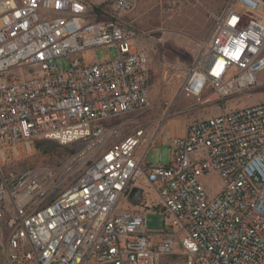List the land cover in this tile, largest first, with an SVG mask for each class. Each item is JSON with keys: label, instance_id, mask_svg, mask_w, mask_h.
I'll list each match as a JSON object with an SVG mask.
<instances>
[{"label": "built area", "instance_id": "1", "mask_svg": "<svg viewBox=\"0 0 264 264\" xmlns=\"http://www.w3.org/2000/svg\"><path fill=\"white\" fill-rule=\"evenodd\" d=\"M135 5L0 0V264H264V99L188 121L168 162L148 163L161 129L121 135L112 121L150 102L149 56L124 19ZM199 44L178 95L254 88L264 0H225ZM40 139L97 155L60 188L21 166ZM205 177L220 182L209 191Z\"/></svg>", "mask_w": 264, "mask_h": 264}, {"label": "rangeland", "instance_id": "2", "mask_svg": "<svg viewBox=\"0 0 264 264\" xmlns=\"http://www.w3.org/2000/svg\"><path fill=\"white\" fill-rule=\"evenodd\" d=\"M225 0H136L134 9L124 16L129 28L135 33L137 44L149 56L151 83L150 102L140 111L129 112L113 118L120 127V134H126L136 125L153 124L161 129L160 140L150 148L146 161L155 164L169 160L168 140L171 135L184 128L193 119L215 115L222 111L250 104L264 99V70L258 76V84L251 90L228 97L222 101H205L208 93L200 100L194 96L178 95L185 70L191 65L199 51V43L211 28L213 15L223 6ZM96 58L114 57V45L97 47ZM64 68L67 58H62ZM174 101L171 112L163 118L164 102ZM115 139L108 140L110 144ZM80 145H61L55 141L44 142L41 149L28 157L22 167H31L46 174L61 188L68 184L95 158L96 150L82 152ZM160 157V159H159ZM207 189L212 191L219 184L218 177L203 179ZM147 230L162 229L161 212H146Z\"/></svg>", "mask_w": 264, "mask_h": 264}, {"label": "trees", "instance_id": "3", "mask_svg": "<svg viewBox=\"0 0 264 264\" xmlns=\"http://www.w3.org/2000/svg\"><path fill=\"white\" fill-rule=\"evenodd\" d=\"M44 142L51 143L52 140H48V139H40V140H37L36 145H35V148L41 149Z\"/></svg>", "mask_w": 264, "mask_h": 264}, {"label": "crops", "instance_id": "4", "mask_svg": "<svg viewBox=\"0 0 264 264\" xmlns=\"http://www.w3.org/2000/svg\"><path fill=\"white\" fill-rule=\"evenodd\" d=\"M182 133H183V128L177 132V135L182 134Z\"/></svg>", "mask_w": 264, "mask_h": 264}]
</instances>
